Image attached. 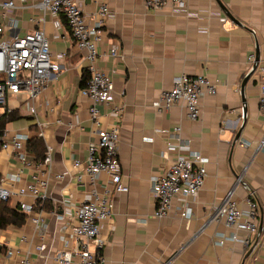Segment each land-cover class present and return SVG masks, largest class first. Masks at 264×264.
Here are the masks:
<instances>
[{"label": "crops", "instance_id": "crops-1", "mask_svg": "<svg viewBox=\"0 0 264 264\" xmlns=\"http://www.w3.org/2000/svg\"><path fill=\"white\" fill-rule=\"evenodd\" d=\"M100 2L115 16L105 24L98 65L112 79L109 107L121 109L118 115L103 117L102 123L118 129L121 181L128 187L126 193L115 192L110 199L113 216L103 229L100 251L104 264H264V146L259 147L264 116L258 110L256 74L241 93L250 68L247 54L264 50V0H187L183 12L175 11L172 3L147 9L145 0H84L83 8L93 11ZM31 14V9L20 13L22 28H31ZM44 26L52 58L60 65L57 79L50 81L35 101L36 116L28 111L22 95L8 98L14 117L4 131L32 136L38 122L46 124L42 139L53 148V171L63 172L65 177L50 182L49 197L42 202L29 195L9 201L11 207L19 208L22 201L34 209L23 225L0 229V264H20L25 256L29 264H53V254L64 246L60 236L70 240L76 207L88 198L90 190L87 180L77 185L71 178L75 173L72 162L85 161L88 143L97 138L89 120V103L79 93L88 77L83 52L65 25L56 32L47 16ZM111 45L118 47L119 57L109 55ZM181 74H203L216 83L214 94L201 95L196 121L187 118L181 104L162 112L152 107ZM174 126L181 128L187 145L168 152L164 137L154 129ZM189 151H198L206 159L202 188L193 197H175L168 215L154 217L151 177L165 174L178 152ZM19 168L18 162L0 150V178ZM33 172L25 169L16 186L29 181ZM239 175L241 183L235 185ZM105 180L106 175H101L100 181ZM233 187L242 208L251 197L249 192L254 194L261 231L249 234L210 221L214 207ZM51 198L57 201L54 214ZM179 207L189 208L190 215L176 211ZM65 213L64 219L57 218ZM32 217L38 219L42 230L35 228ZM219 239L223 244H218ZM41 244L47 246L44 251L38 249ZM8 249L14 252L11 256H7Z\"/></svg>", "mask_w": 264, "mask_h": 264}, {"label": "built area", "instance_id": "built-area-1", "mask_svg": "<svg viewBox=\"0 0 264 264\" xmlns=\"http://www.w3.org/2000/svg\"><path fill=\"white\" fill-rule=\"evenodd\" d=\"M83 3L84 0H0V114H8L13 110L8 98L22 95L28 111L36 116L35 101L42 95L48 83L57 79L60 65L52 58L50 41L44 26L47 16L56 32L66 26L75 45L83 52V62L88 72L79 93L89 103V120L95 128L97 138L88 143V157L85 161L76 159L72 162L71 167L75 173L71 178L77 185H83L87 180L90 190L88 198L76 207L75 223L70 227V240L60 236L64 246L53 254V264H104L100 251L104 245L103 229L113 216L110 199L115 192L128 191L127 185L121 181L117 149L118 129L115 126L105 127L102 123L103 117L118 115L121 110L119 107H109L113 99L112 79L98 65L101 57L99 46L106 34L105 24L115 14L104 2L98 3L93 11L84 10ZM168 3H172L177 12L186 11L187 0H145V7L156 10ZM25 9H31L33 13L28 18L31 25L28 29L22 28V19L19 16ZM108 53L113 58L119 57L118 47L115 45L110 46ZM246 62L250 70L256 62L254 52L247 54ZM253 73L258 79L259 114L264 116V50L259 53ZM215 91L216 83L210 82L205 75L181 74L174 77L172 86L160 93L152 107L156 112H162L173 105L181 104L187 118L196 121L200 116L201 95L214 94ZM37 124L36 134L44 139L46 124ZM154 130L156 134L164 137L168 152L178 151L187 145L179 126ZM30 137L29 133L18 131L10 134L4 131L0 136V150L7 152L20 164L18 171L0 178V201H11L16 197L29 195L35 201L42 202L49 197L50 182L65 177V173L53 171V148L48 143H45L42 160L36 161L30 157L26 150V142ZM263 146L264 135L259 142V147ZM205 164L206 159L198 151H189L186 154L178 152L171 159L165 174L151 177L150 194L155 202L154 217L168 215L175 197L196 195L207 175ZM27 168L34 171L29 181L22 186H16ZM101 175H106L105 181H100ZM240 183L239 175L235 179V185ZM249 195L251 197L244 202L246 208H242L235 198L234 187L229 189L214 207L210 221L223 223L226 227L244 229L249 234L256 233L258 203L252 192ZM51 200L54 214L57 201L53 198ZM18 204L19 209L26 215L31 214L34 209L31 204L22 201ZM176 211L183 216L190 215V209L186 207L176 208ZM65 215L67 214L56 217L64 219ZM32 221L36 229L42 230L36 217H32ZM218 244H223V239H219ZM46 247L41 244L38 249L44 251ZM13 253L12 249L7 250V256ZM28 262V256L20 260V264H29Z\"/></svg>", "mask_w": 264, "mask_h": 264}, {"label": "trees", "instance_id": "trees-1", "mask_svg": "<svg viewBox=\"0 0 264 264\" xmlns=\"http://www.w3.org/2000/svg\"><path fill=\"white\" fill-rule=\"evenodd\" d=\"M14 115L3 113L0 115V136L3 134L5 125ZM26 150L34 155L36 161H40L45 155V145L43 139L37 134L32 135L26 142ZM26 214L18 207H11L9 201H0V229L8 225L21 226L26 220Z\"/></svg>", "mask_w": 264, "mask_h": 264}, {"label": "water", "instance_id": "water-1", "mask_svg": "<svg viewBox=\"0 0 264 264\" xmlns=\"http://www.w3.org/2000/svg\"><path fill=\"white\" fill-rule=\"evenodd\" d=\"M217 3H218V5H219V7H220L223 11H225V13L231 18L230 14L225 10V7L222 5V3H221L220 1H217ZM231 19H232V18H231ZM259 53H260V52L256 49V51H255V60H256V62H257V60H258ZM256 62L252 65L251 69L248 71V74L245 76V78H244V80H243V82H242V84H241V93H242V90H243V87H244L245 83L249 80V78L251 77V75L253 74V72H254V70H255ZM243 102H244V100H243ZM243 110H244V109H243ZM239 134H240V132L236 135V139L239 137ZM261 228H262V221H260V223H259V226H258V232L261 231ZM256 242H257V241L255 240L254 244L251 246V248H250L249 251L247 252L246 257L252 252L254 246L256 245Z\"/></svg>", "mask_w": 264, "mask_h": 264}]
</instances>
